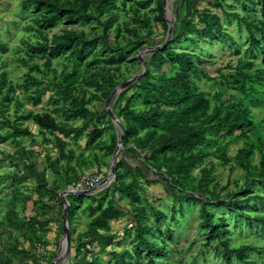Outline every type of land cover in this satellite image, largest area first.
I'll return each instance as SVG.
<instances>
[{"label": "rangeland", "instance_id": "obj_1", "mask_svg": "<svg viewBox=\"0 0 264 264\" xmlns=\"http://www.w3.org/2000/svg\"><path fill=\"white\" fill-rule=\"evenodd\" d=\"M73 1L0 0V74H6L10 88L7 95L0 94V264L8 260L12 264H50L53 260L63 235L64 200H74V194L62 192H75L81 179L89 182L85 190L91 189L108 175L112 153L107 147L116 145L120 136L105 109L108 96L119 84L141 74L139 53L163 44L166 38L162 0H113L110 11L102 15L96 1L89 0L85 11L92 18L87 22L72 15L68 7L58 8V4ZM240 2L172 0L171 4L172 12L179 4L173 35L187 4L195 6L197 12L209 10L220 17L223 27L210 39L199 33L192 43L187 35V39L174 41L171 48L189 52L195 65L207 70L211 80L200 74H191L189 79L199 91L209 94L212 106H220L223 113L246 106L252 114L250 129L244 135L239 130L232 135L209 131L207 140L198 147L208 155L185 181L184 194L203 192L206 200L192 196L178 202L165 192L163 184L146 185L139 180V201L115 194L117 204L126 211L109 222L108 231L100 230L102 241L80 247L78 243L87 242L80 234L88 232V223L97 214L90 211L96 200L109 196L114 179L93 194L80 195L69 226V255L56 264H228L222 243L231 249L249 246L243 256L245 264H264V180L258 175L261 144L264 149V91L252 102L233 91L229 78L237 74L240 61L251 62L252 69L244 70L246 73L264 65L259 49L247 51L248 30L238 18L260 21L261 12L258 2ZM57 15L60 17L55 20ZM49 18L55 21L50 23ZM198 18L199 13L193 22L202 29ZM67 34L76 36L75 43L51 51L52 42ZM253 34L264 46L263 38L255 31ZM84 41L93 42V46L79 55ZM41 45L48 47L43 50ZM149 58L143 56L146 61ZM73 64L78 73L70 94H65L62 76L71 72ZM130 88L112 98L116 114L133 93L134 86ZM35 92L39 93L38 102ZM132 107L143 108L142 100ZM84 110L88 111L87 119L81 115ZM36 116L52 118L62 130L41 128ZM14 126L28 133L15 135ZM76 129L83 130L78 138L74 137ZM93 130L95 141L87 146ZM244 146L253 147L251 167L245 168L238 157ZM33 172L46 178L45 188L37 187ZM14 176H21L20 181H12ZM53 179L58 181L56 197L48 193ZM123 180L130 182L132 178ZM134 206L144 210L141 217L150 231L149 235L144 233L149 246L136 237ZM203 209L212 226L205 222ZM19 251L23 254L18 255ZM122 253L128 254L123 261L117 256ZM228 262L241 264L233 254Z\"/></svg>", "mask_w": 264, "mask_h": 264}, {"label": "trees", "instance_id": "obj_2", "mask_svg": "<svg viewBox=\"0 0 264 264\" xmlns=\"http://www.w3.org/2000/svg\"><path fill=\"white\" fill-rule=\"evenodd\" d=\"M46 1L48 3L51 2V0ZM95 1L97 3L96 9L100 15L109 12L112 8L113 0ZM234 1L240 2V0ZM246 1L251 3H254V1L258 2L261 20L249 22L246 18L238 17L237 14L233 16L235 18L238 17L239 21L248 30L249 44L247 51L254 53L255 49H259V56L264 64V46L253 34V31L257 32L264 40V0ZM88 4L89 0H74L72 3L58 4V8L68 7L66 9L72 15L77 16L83 22H87L92 18L85 11ZM197 13H199L198 21L203 24L202 29L196 27V23L193 22V17ZM59 17L58 15L55 16V20L59 19ZM55 20L49 18L48 21L53 23ZM178 21L180 25L176 35H173L172 29L171 40L166 46L152 54H148L150 58L148 61L145 60V72L139 76L136 82L126 88L128 90L134 86L133 93L125 100L119 112L117 114L114 112L125 130V135L122 138L123 149L119 151L116 158L115 180L111 185L110 194L106 198H99L95 201V206L90 212H97V214L88 223V232L80 234V238L84 236L88 239H86L87 242L78 243L80 247H85L95 241H102L104 236L100 230L108 231L110 229L109 222L126 211L125 208L117 204L115 194L124 195L134 202L139 201L137 189H142L139 180L146 185L153 183L163 184L165 192L178 202L187 200L192 196L206 200L203 192L192 191V195L184 194V185L185 181L191 179L192 170L208 155L198 150V147L207 140V132L210 131L216 135H232L236 130H239L241 135H244L246 129H250L252 122L250 109L245 106L236 111L232 110V112L223 113L220 106H212L209 94L199 91L189 79L191 74H200L202 77L211 80L207 70L198 68L189 52L171 48L175 45L174 41L179 38L187 39V35L192 43L195 42V35L199 33H203L205 38L210 39L216 32L221 31L223 27L220 17L209 10L197 12L195 6L187 4L183 18L181 20L179 18ZM39 33H42V31ZM76 40L74 34L56 38L54 43L52 42L53 47L50 50L58 51L59 49L67 48L72 43H75ZM0 44L3 45L1 42ZM90 46H93V42L84 41L79 55H82L83 50ZM47 47L46 45L40 46L43 50ZM49 64L50 61H48L46 66H49ZM246 69H252L251 62H238L237 74L229 77L232 79L233 85L228 84L227 86H232L233 91L243 94L244 97L249 98L253 102L264 91V65L257 68L254 73L243 72ZM77 73L73 64L71 72L62 76L65 84L63 93L70 94ZM5 77V73L0 74V94L4 96L10 92L9 83ZM245 83H249V86H245ZM36 93L35 102H38L39 93ZM122 97L123 93L120 98ZM139 99L142 100L144 107L141 109L133 108L132 105ZM79 101L84 103L83 98H80ZM81 115L87 119L88 111L84 110ZM34 119L43 129L51 131L62 130L48 116L44 118L36 116ZM13 129L15 135L28 133L27 129H19L17 126H14ZM95 131L93 130L88 134L87 146L95 141ZM65 133H68V131L65 130ZM82 133L83 130L76 129L74 137L78 138ZM131 140L133 141L132 147H129ZM114 148L115 144H109L107 151L113 153ZM262 148L263 145L261 144L258 175L264 180V149ZM217 151L221 153L220 149ZM252 153V146H244L238 150V157L243 160L245 168L246 166L251 167L250 156ZM71 156L72 154L70 153L69 157ZM208 173L205 172V174ZM33 176L38 182L37 187L39 189L46 187L48 181L45 177L39 176L34 172ZM126 176H130L132 180L125 182L123 177ZM20 179L21 176L18 178L14 176L12 181H20ZM49 186L48 193L55 196L58 181L53 179ZM72 198L74 200L68 203V227L74 221L73 211L78 207V201L82 197L73 195ZM103 200H105V204H103ZM57 201L59 200L57 199ZM133 210L135 212L132 217L135 221L136 237L140 243L149 246L150 244L144 233L149 235L150 231L143 226V218L141 217L144 210L137 206H134ZM203 212L205 222L211 225L209 214L205 209H203ZM259 221L262 223V220ZM213 228L215 229V226ZM222 247L228 264V257L232 254L239 259L241 264H245L244 253L251 249L249 246L231 249L225 243H222ZM76 253H79V247L76 248ZM17 254H23V251H19ZM117 256L123 261L128 254L122 253ZM92 262L96 263V260H92ZM4 264H12V262L8 260Z\"/></svg>", "mask_w": 264, "mask_h": 264}, {"label": "water", "instance_id": "obj_3", "mask_svg": "<svg viewBox=\"0 0 264 264\" xmlns=\"http://www.w3.org/2000/svg\"><path fill=\"white\" fill-rule=\"evenodd\" d=\"M162 3H163V6L166 7V0H162ZM178 10H179V4H177L176 9L173 12L172 19L166 20L167 21V33H166V38L163 44L155 46V47L145 48L143 51L139 53L138 59L140 60L141 70H142L140 75H142L145 72V60L143 59V56L152 54L155 51L163 48L171 40L173 25L178 17ZM140 75L135 76L134 78L128 79L122 82L121 84H119L117 87L114 88V90L110 93V95L108 96L106 100L105 109H106L107 115L111 119V121L114 123V125L120 130V136L117 139L114 151L111 156L110 168H109L107 177L104 180H102L97 186H94L91 189L83 190V191H75V192H72V191L62 192V195L67 194V193L74 194L77 196L90 195V194L97 192L100 186L106 184L107 182L110 184V181H113L115 179V162H116V158L119 153V150L122 147V138L125 135V130L123 126L121 125L120 121L118 120L117 116L112 111L111 100L114 96H118L120 92L123 91L125 88H127L128 86L136 82ZM68 206H69L68 202L64 200V207L62 211L63 235H62V239H61L59 248L57 250V253L55 257L53 258V260L50 262V264H56V263L63 262L68 257L69 252H70V236H69V227H68V222H67Z\"/></svg>", "mask_w": 264, "mask_h": 264}, {"label": "bare ground", "instance_id": "obj_4", "mask_svg": "<svg viewBox=\"0 0 264 264\" xmlns=\"http://www.w3.org/2000/svg\"><path fill=\"white\" fill-rule=\"evenodd\" d=\"M171 4H172V0H166V7H165V9H166V20L172 19V16H173ZM168 8H169V10H168Z\"/></svg>", "mask_w": 264, "mask_h": 264}, {"label": "built area", "instance_id": "obj_5", "mask_svg": "<svg viewBox=\"0 0 264 264\" xmlns=\"http://www.w3.org/2000/svg\"><path fill=\"white\" fill-rule=\"evenodd\" d=\"M89 182L88 180L86 179V181L84 180H79L77 183H76V191H83L85 190L89 185Z\"/></svg>", "mask_w": 264, "mask_h": 264}]
</instances>
